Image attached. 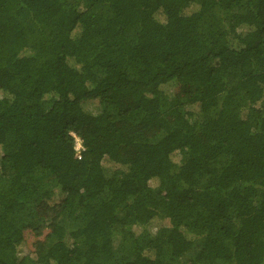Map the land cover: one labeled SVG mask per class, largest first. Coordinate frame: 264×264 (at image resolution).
Returning <instances> with one entry per match:
<instances>
[{"label":"trees","instance_id":"trees-1","mask_svg":"<svg viewBox=\"0 0 264 264\" xmlns=\"http://www.w3.org/2000/svg\"><path fill=\"white\" fill-rule=\"evenodd\" d=\"M0 92V264H264V0H0Z\"/></svg>","mask_w":264,"mask_h":264},{"label":"rangeland","instance_id":"rangeland-1","mask_svg":"<svg viewBox=\"0 0 264 264\" xmlns=\"http://www.w3.org/2000/svg\"><path fill=\"white\" fill-rule=\"evenodd\" d=\"M3 96V93L0 92V98ZM76 150L79 149V145L78 143H76V146H75ZM176 159V157H175ZM165 223V222H164ZM163 223V224H164ZM161 224V223H160ZM162 224V225H163ZM155 225V224H154ZM157 226H152L151 227V231H154L156 229ZM24 239H25V248L22 252V254H28L29 252V256L28 258L26 259V261L24 262V264H30L31 261L34 259V254H33V251H32V244L34 243L35 241V236H33V234L31 232H26L25 235H24ZM196 251V247L193 248L190 252H188L187 254L181 256L180 258H178L175 262H173V264H183L185 262H187V260L189 259V257L192 256V254ZM21 254V255H22Z\"/></svg>","mask_w":264,"mask_h":264}]
</instances>
